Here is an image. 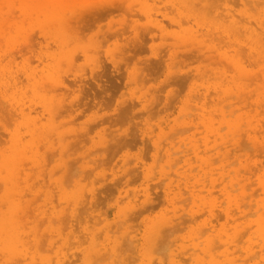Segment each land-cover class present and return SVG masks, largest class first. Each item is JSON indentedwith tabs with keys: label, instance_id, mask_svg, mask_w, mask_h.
<instances>
[{
	"label": "rangeland",
	"instance_id": "1",
	"mask_svg": "<svg viewBox=\"0 0 264 264\" xmlns=\"http://www.w3.org/2000/svg\"><path fill=\"white\" fill-rule=\"evenodd\" d=\"M208 1L210 8L190 0H0V96L6 110L22 112L0 116V152L16 141L8 163L18 158L12 180L13 168L7 163L4 174L0 168V198L9 181L34 194L44 184L51 194L44 210L66 222L72 202L82 204L85 193L97 190L101 202L82 215L98 220L96 229L109 226L107 236L96 233L144 245L127 249L122 264H203L194 254L207 258V238L214 240L215 264H264V0ZM65 22L80 28L76 38L57 28ZM63 85L70 90L66 109L81 114L70 121L61 109L51 121L46 110L63 101L64 89L53 93ZM73 133L79 146L62 150L60 136L68 141ZM46 140L57 147L42 145L49 156L43 163L34 150ZM32 156L42 161V176L26 160L35 173L22 184L19 160ZM65 162V191L51 190L65 176ZM149 200L147 210L137 208L122 223L132 205ZM85 203L75 209L78 216ZM75 224L63 230L67 238L87 230ZM48 227H39L44 250L33 253L34 264H46L43 254L56 264L69 252L57 251L60 238ZM146 239L159 246L149 252ZM68 242L73 252L89 246ZM8 250L0 245V252Z\"/></svg>",
	"mask_w": 264,
	"mask_h": 264
},
{
	"label": "bare ground",
	"instance_id": "2",
	"mask_svg": "<svg viewBox=\"0 0 264 264\" xmlns=\"http://www.w3.org/2000/svg\"><path fill=\"white\" fill-rule=\"evenodd\" d=\"M190 1H191V4L194 5V7H195L196 1H201L202 5H204V8H207V7L210 8V2L209 1L208 2H206V0H190ZM111 7H116V5H111ZM183 15L179 16L180 20L183 19V17H182ZM188 17L194 18L195 15L194 14H188ZM46 18H48V15L46 16ZM62 20H65V18L60 17L57 21H62ZM88 23H89V21L86 22V24H88ZM178 24L180 25V23H178ZM62 27L63 26L61 23L60 26H58L57 28L59 30L62 29V34L64 35L65 38H70V35L72 37L76 38L77 35L80 33L79 27L76 26L75 28L71 29L70 26L66 22H65V27H63V28ZM85 27H87V26H85ZM163 31H165V30H161V33ZM133 34H134V36L137 35L136 30H134ZM116 37H117V35H112V38H116ZM143 37L145 38V35H143ZM63 44H66V42L61 40V45H63ZM115 48L118 50H121L122 48H124V46L122 44L121 45L115 44ZM83 54H85L84 51H83ZM59 86H61V84ZM63 89H64V93H61V95H62L61 98L63 99V101L61 100V102L58 103V105H55L54 103H52L51 108L46 110L49 113L51 121H53L52 119H53L54 112L58 113V112H62L61 109L62 110L66 109V103H64V102L66 99L65 97L68 95V91H70L68 89V87L63 85L62 88L55 89V91H53V93L56 95V93L58 91L63 90ZM80 94L82 96V90H80L79 93L76 95V99L81 98V96H79ZM54 98H57V97H54ZM74 102L76 103V100ZM5 104H6L5 101L0 96V116H1V113L3 114L4 111H7V112H4L5 114H7L6 115L7 118H8V116L11 117L14 114H16V115L18 113L22 114V112H20L18 110H15V111L12 109H11L12 111L6 110ZM99 107L101 108V106H99ZM44 111H45V109H44ZM67 111L70 114L67 116V118H70L69 119L70 121H74L75 118L79 117V115L81 114V112H79V111H76V113H75V111L72 109H69ZM1 117H3V116H1ZM65 121H67V119H65ZM50 124H52V123H50ZM49 130H50V126L48 127V130H45V132L46 131L49 132ZM40 133L43 134V132H40ZM78 136H79L78 134L73 133L71 140H70V137H69V139L66 138V140H68V141L63 140V137H66L65 135L60 136L58 146H61L62 150L74 148V147H76L75 146L76 144L78 147L79 146ZM42 145H46L49 149H56L57 145L54 143V141H51L50 143H48L47 140L43 144L36 145V147H35L36 149L34 151L38 156L40 155V157L43 160V163H45L46 162L45 158H47L48 153H47V155H45V154L42 155L41 150H43V148L45 149V147H46V146H42ZM16 146H17V142L14 141L13 146L10 149L6 148L5 150H2L0 152V155L2 158V160L0 161V163H1L0 168H1V171L3 174L6 170V164L10 160V155H11L12 151L16 150ZM55 153L56 152L54 151V154ZM59 153L62 155L64 153V151H60ZM55 155H57V154H55ZM107 157H109V156H106V157L103 156L102 160L106 159ZM19 158H20V155H19ZM48 158H49V156H48ZM26 160H28V162H31V164L33 165V168L36 169V174H37L36 178H39L42 176V173H41L42 167H41V170H39V167H37L38 165H41L40 163H42V161H40V159L33 158V156L29 157V158L22 157L19 160L20 161V167L21 168L24 167V169L21 170L22 174L20 173L21 179L24 182V183L21 182L22 184H27L28 179L30 178L32 173H35V171H31L30 169L25 168L24 163L26 162ZM65 164H66V169L64 170L65 176L59 178L58 180H56L54 182H51V184L53 185V187H51V190L53 188H54V190H55V188L57 189V186H58L61 189V191H65L67 181L69 180L67 178L70 176L69 175L70 174L69 173L70 172V165L67 162H65ZM8 165L11 168H13L12 170L14 171L11 174L12 178L10 180H12L13 176H15L18 173V172H15V170H14L16 168V166L18 165V158L16 160V154H14V156H13V165L10 163H8ZM14 165H15V167H13ZM46 165H48V164H46ZM43 167L46 170L45 165ZM130 175H131V173H130ZM18 177H17V179H18ZM130 178L132 179V177H130ZM117 179H119V178H117ZM19 181H20V177H19ZM76 181L78 183H82V179H78ZM8 183H9L10 187H8V189L4 190V192L2 194L3 197L0 198V201L4 202V203H2V205L6 204L5 212L1 214V211H0V245H2V250L5 251V248H9V250L7 253L0 252V256H1V254L3 255V256H1V258L3 259V262H1L0 264H21V262H23V264H34L32 262V258L35 256L33 253L39 254L40 252H42V250H41V248L43 247L42 241H44V240H42V241L40 240L41 237H39V235H41V234L39 233V227L44 226L46 224V222L48 223V226H49L47 228V230L49 232H56L55 234H57L60 238L61 245L57 248V251L60 252V249L63 248L64 246H67V249L69 250L68 253H65V252H64V254L60 253V258L57 260L56 264H78V263L79 264H98L102 259L108 260L109 258H112V261L110 262V264H115V263L122 264V257L127 256V254H128L127 249L134 248V247L139 248V247L144 246V245H142V243H140V240L138 241V239H136V237L125 238V239L122 238V243H120L121 239L118 238L117 236L112 237L113 235H110L109 237H106L109 234L108 232L105 231V229H107L109 227L108 225L104 226V227L100 226L101 228L96 229L94 227L97 226L98 220L92 221V223H89L90 222L89 217L87 216V218H85L82 216L83 214H85L84 212L87 211L86 212V214H87L89 211L92 210V208L94 206L95 207L98 206V204L101 202L100 199L99 200L96 199V196H98V193L100 194V192L97 193V190L96 191L91 190L90 192L88 191L89 195H87V198L85 196L86 193H85V195H83V199L86 203H85V207L83 208L84 211L82 212V214L79 213V216L81 215V218L78 216L79 210L76 212L75 209L79 206L83 207L84 201L82 204L78 203L80 198H77L72 202V204H74V205L71 206L72 208L70 207L71 211L70 212L68 211L69 213H66L68 219L70 218L69 221L67 219V221L64 222L65 220L60 219L61 217H63L62 216L63 214L61 216H57L58 221L55 219L52 220V217H50L51 213L49 214L48 210L47 211L44 210V208H46L48 206L47 205L48 199H49V196L51 195L49 193L50 190L48 191L47 189L44 188V186H45L44 184H43V186H41V189H40L41 192L38 191L36 193L37 194L36 195L32 192L33 190L29 188V185L18 187V184H20V182L17 183V180H16V182L9 181ZM84 187L85 186H83V185L77 186L80 194H81V190L84 191ZM47 188H50V186H48ZM105 188H104V190H105ZM54 190H53V192H54ZM101 190H102V187H101ZM106 190H107V188H106ZM109 191L110 190L108 187L107 192H109ZM27 192H30V194L32 195L31 199H26V196L29 194ZM56 192H54V193H56ZM39 193H42L43 195H40ZM56 194L58 195V192ZM56 194H54V196ZM44 196H45V200L44 201L42 200V202L39 201L40 197L43 198ZM88 196H89V200H88ZM8 198L10 199L9 201H8ZM35 201H38V203H36ZM146 202L147 203H145L146 204L145 206H144V204L132 205L131 203H129L132 205V208L127 212V215L122 217V218H125L124 221H122V223H129V221L133 217V215L136 212H138V211H136L137 208L140 207V210L144 211L147 208V206L151 204L150 200L146 201ZM35 204H39V205L37 206ZM152 204H153V202H152ZM262 204H264V201ZM68 206H70V204ZM47 212L49 215L48 216L49 218L47 217L48 220H46L45 216H44V215H46ZM63 213L65 214V212H63ZM55 214H57V213H55ZM44 219L46 221H44ZM65 219H66V217H65ZM43 222H45L44 225H41ZM73 222L77 223V224H75L76 228L79 225L80 227L87 228V230L78 231L76 229L74 231V234L70 238H67L68 231H71L70 229L72 228L69 226V224H72ZM109 223L110 222L108 221V224ZM263 224H264L263 222H260L262 235H264V225ZM167 225H168V223H167ZM173 226H174V224L170 225V227H173ZM63 230L64 231L68 230V231L64 234ZM97 231H100L101 233L105 231L106 236L104 238H102V236L99 235L100 233H96ZM166 233H167V231H166ZM52 234L53 233H51L50 236H52ZM155 235H156V233H155ZM48 236L49 235L47 233L46 237L49 238ZM98 237H100V239H98ZM167 237H169V236H167ZM68 241H72V242L79 244V245H82V246H84V245H87V246L89 245V246L86 248L82 247L79 250H77L76 252H73ZM144 241H145L146 246H147V244L149 245V252H152L155 247L159 246V243H156L153 240L149 241V239H146ZM262 241L264 242V238H262ZM46 242H48L49 244H52L54 241H53V238L50 237L48 239V241H46ZM86 243H88V244H86ZM213 243H214L213 239L207 238L205 240L204 254H205V257H207V258L206 259L205 258L200 259L198 255L194 254L196 257H198V258H195L196 261L199 260V262H202L203 264H215L216 256L214 255L213 251H215L216 248L213 246ZM58 244H60V242ZM54 245H56V243H54ZM162 245L164 246V244H162ZM215 246H216V243H215ZM55 249H56V247H55ZM226 252H227V250H226ZM53 253H54V251H53ZM245 254L247 255L248 252H245ZM146 257H147V255H146ZM43 258L46 261V264H52L50 261V257H46L45 254H43ZM24 260H29V261L24 262ZM176 263L177 264H185V262L182 260L176 261ZM227 264H231V261L229 260ZM255 264H258V263H255Z\"/></svg>",
	"mask_w": 264,
	"mask_h": 264
}]
</instances>
